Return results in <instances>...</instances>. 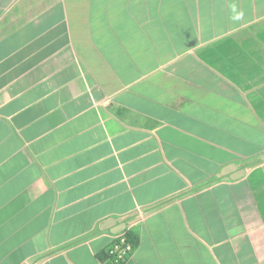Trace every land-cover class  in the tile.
Returning a JSON list of instances; mask_svg holds the SVG:
<instances>
[{"label": "crops", "instance_id": "0c3cea01", "mask_svg": "<svg viewBox=\"0 0 264 264\" xmlns=\"http://www.w3.org/2000/svg\"><path fill=\"white\" fill-rule=\"evenodd\" d=\"M123 222V264H264V0H0V264Z\"/></svg>", "mask_w": 264, "mask_h": 264}, {"label": "built area", "instance_id": "2783aa9c", "mask_svg": "<svg viewBox=\"0 0 264 264\" xmlns=\"http://www.w3.org/2000/svg\"><path fill=\"white\" fill-rule=\"evenodd\" d=\"M124 229L113 234L112 242L105 249V258L99 264H123L134 249L132 243L127 237V231Z\"/></svg>", "mask_w": 264, "mask_h": 264}, {"label": "water", "instance_id": "95a60500", "mask_svg": "<svg viewBox=\"0 0 264 264\" xmlns=\"http://www.w3.org/2000/svg\"><path fill=\"white\" fill-rule=\"evenodd\" d=\"M235 168H236V165H235V164L227 165V166L225 167V169L222 170V173H225L226 171H228V170H230V169H234V170H235ZM229 176L231 177V175H229ZM236 176H238V174H236ZM114 222H115L114 219H107V220L105 221V225H106V226H107V225H111V224H113ZM124 227H125V223L123 222V223L121 224V227H118V228L115 230V232H117V231L123 229Z\"/></svg>", "mask_w": 264, "mask_h": 264}, {"label": "trees", "instance_id": "16d2710c", "mask_svg": "<svg viewBox=\"0 0 264 264\" xmlns=\"http://www.w3.org/2000/svg\"><path fill=\"white\" fill-rule=\"evenodd\" d=\"M127 237L129 239V241L132 243L133 247H135L136 237L134 236V234L132 232H130V230L127 231Z\"/></svg>", "mask_w": 264, "mask_h": 264}]
</instances>
